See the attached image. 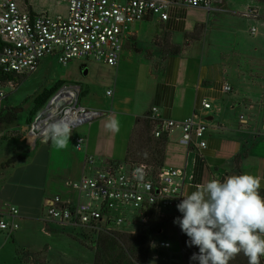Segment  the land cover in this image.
I'll list each match as a JSON object with an SVG mask.
<instances>
[{
  "label": "crops",
  "instance_id": "obj_1",
  "mask_svg": "<svg viewBox=\"0 0 264 264\" xmlns=\"http://www.w3.org/2000/svg\"><path fill=\"white\" fill-rule=\"evenodd\" d=\"M28 4L37 11L45 10L32 0ZM223 12L228 14L221 15ZM244 25L248 26L246 33L259 38L252 45ZM197 28L203 31L201 38L187 43ZM167 35L171 43L183 46L179 53H163ZM125 45L132 50L122 52L119 64L110 71L114 78L111 84L106 82L104 100L85 105L104 114L72 131L65 149H57L45 139L37 140L30 144L31 149L19 151L21 158L11 164L3 163L13 155L2 159L0 153V211L16 206L20 222L36 219L28 216L35 213L30 211L35 207L32 197L42 199L44 209L47 200L57 194L76 200L77 193L70 190L67 181L93 172L86 156L96 157L99 165L125 161L136 119L151 113L154 106L162 117L177 121L199 111L208 124L203 149L181 144V128L168 135L164 167L186 170L183 199L212 180L222 182L233 175L258 176L260 190H264V14L259 6L235 0H213L210 9L173 4L167 20L150 17L135 22ZM92 66L86 63L84 73ZM225 83L232 87L228 92L223 89ZM82 90L88 93L87 88ZM203 100L212 108H203ZM113 122L118 131L112 130ZM78 135L86 137L83 150L75 147ZM169 214L173 219L160 233L176 220L175 211ZM174 224L180 243L179 226ZM162 261L149 254L147 264H169Z\"/></svg>",
  "mask_w": 264,
  "mask_h": 264
},
{
  "label": "built area",
  "instance_id": "obj_2",
  "mask_svg": "<svg viewBox=\"0 0 264 264\" xmlns=\"http://www.w3.org/2000/svg\"><path fill=\"white\" fill-rule=\"evenodd\" d=\"M66 2V12L37 11L25 0H0V116L7 96L4 90L8 76H25L38 70L42 60L55 56L63 65L77 59H90L110 66L120 62L125 42L135 22L150 17L169 18L173 4L201 6L210 9L213 0H56ZM255 28L252 32H255ZM224 91L232 87L225 83ZM82 86L64 83L43 106L26 133L30 144L43 140L46 125L52 121L68 123L72 131L101 117L104 112L80 103ZM111 90L107 91L110 95ZM202 107L212 108L207 100ZM158 122L153 130L155 137L169 135L175 128L182 129L181 144L189 148L207 146L208 124L199 111L182 120L164 118L154 106L150 115ZM241 120L244 122L243 115ZM264 125V118H263ZM86 137L78 135L75 147L83 150ZM92 173L67 181L77 199L61 194L48 199L44 221H53L74 229L90 238L96 246L101 233H140L149 228L155 217L179 212L177 205L183 200L186 170L163 167L155 173L145 163L126 161L103 162L93 155L86 156ZM20 211L8 205L0 211V233L10 238L20 227ZM126 226L141 228L128 231ZM143 229V230H142ZM153 243V240H152ZM159 245L169 248V241Z\"/></svg>",
  "mask_w": 264,
  "mask_h": 264
},
{
  "label": "rangeland",
  "instance_id": "obj_3",
  "mask_svg": "<svg viewBox=\"0 0 264 264\" xmlns=\"http://www.w3.org/2000/svg\"><path fill=\"white\" fill-rule=\"evenodd\" d=\"M32 1L51 13L66 12V2L58 4L56 0ZM235 1L255 3L259 6L260 13L264 14V0ZM40 8L39 10H42ZM229 8L233 10L238 6H229ZM227 14L221 13V15ZM247 28L248 26L244 25V34L252 45L259 38L246 33ZM126 50L132 48L125 45L123 52L126 53ZM86 63L89 66L94 65L89 73H84L86 68L83 66ZM111 70L113 66L100 63L93 58L77 59L68 65H63L55 56H47L42 60L37 71L16 77L12 83H7L4 87L7 96L3 102L0 121L10 112L16 114V120L13 123L0 122V153L4 156L2 159L13 155L3 164H11L12 159H19L17 157L22 154L18 152L25 150L26 147L31 149L26 133L40 112L35 110V98L39 94L55 87V91L48 98L49 101L64 83H78L88 89V93L81 92L80 103L94 105L104 100L106 82L110 81L111 84L114 78ZM32 200L35 202V207L30 211L35 213L28 216L36 219L27 218L20 221V228L10 238H7L5 233L0 234V264H93L95 246L91 244L90 238L81 233L80 229L59 225L53 221H44L42 199L35 196ZM125 229L141 231V228L135 226H126ZM161 240L169 241L171 246L161 247L159 245ZM150 257H160L161 262L164 259L169 264H184L178 230L174 223L154 237Z\"/></svg>",
  "mask_w": 264,
  "mask_h": 264
},
{
  "label": "clouds",
  "instance_id": "obj_4",
  "mask_svg": "<svg viewBox=\"0 0 264 264\" xmlns=\"http://www.w3.org/2000/svg\"><path fill=\"white\" fill-rule=\"evenodd\" d=\"M112 130L118 131L115 122ZM72 135L66 122H49L45 141L65 149ZM260 177L233 175L224 181L212 180L198 187L177 205L182 214L174 223L189 238V247L199 249L191 257L195 264H229L239 253L248 264H261L264 257V196Z\"/></svg>",
  "mask_w": 264,
  "mask_h": 264
},
{
  "label": "trees",
  "instance_id": "obj_5",
  "mask_svg": "<svg viewBox=\"0 0 264 264\" xmlns=\"http://www.w3.org/2000/svg\"><path fill=\"white\" fill-rule=\"evenodd\" d=\"M27 3L29 0H25ZM202 29L197 30L187 37L188 41L200 39L202 36ZM183 46L173 44L169 36L163 38V53L177 54L182 50ZM134 50L140 51L135 48ZM16 75H11L5 78L6 80H13ZM6 85V83H5ZM55 87L44 90L35 98V110L39 112L48 101L50 95L55 91ZM148 113L142 117H138L133 128L125 161L131 164L145 163L153 168L157 173L164 167V158L168 135L162 134L160 137L153 135L154 128L158 122L154 121ZM16 120L15 113H7L0 122L13 123ZM17 158H21V155ZM19 159H12L11 162H18ZM260 194L264 196V190H260ZM182 214L176 212L175 217H180ZM173 219L172 215L166 217H155L152 219L150 227L144 229L140 233H132L127 231L116 232L114 234L101 233L99 241L95 246V256L93 264H147L152 240L154 235L160 233L163 227ZM179 239L183 252L184 264H195L191 257L193 253H198L199 249L196 247H189L187 241L189 238L182 232L179 227ZM229 264H248V258L241 252L233 257ZM261 264H264V258L261 257Z\"/></svg>",
  "mask_w": 264,
  "mask_h": 264
}]
</instances>
